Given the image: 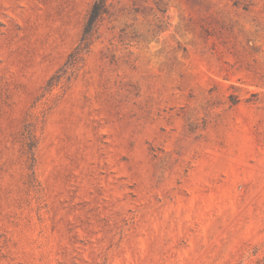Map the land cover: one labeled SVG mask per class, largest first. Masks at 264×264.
I'll list each match as a JSON object with an SVG mask.
<instances>
[{
  "label": "rangeland",
  "instance_id": "obj_1",
  "mask_svg": "<svg viewBox=\"0 0 264 264\" xmlns=\"http://www.w3.org/2000/svg\"><path fill=\"white\" fill-rule=\"evenodd\" d=\"M0 0V264H264V0Z\"/></svg>",
  "mask_w": 264,
  "mask_h": 264
},
{
  "label": "trees",
  "instance_id": "obj_2",
  "mask_svg": "<svg viewBox=\"0 0 264 264\" xmlns=\"http://www.w3.org/2000/svg\"><path fill=\"white\" fill-rule=\"evenodd\" d=\"M110 1L112 0H93L88 12L82 37V44L85 46L88 45L89 39L97 22H99L105 15L108 14Z\"/></svg>",
  "mask_w": 264,
  "mask_h": 264
}]
</instances>
